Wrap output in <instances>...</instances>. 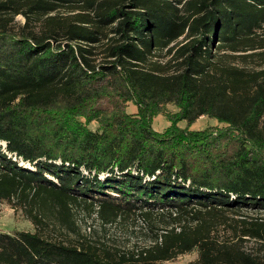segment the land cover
Segmentation results:
<instances>
[{"label":"trees","instance_id":"1","mask_svg":"<svg viewBox=\"0 0 264 264\" xmlns=\"http://www.w3.org/2000/svg\"><path fill=\"white\" fill-rule=\"evenodd\" d=\"M1 203L35 231L0 230V264H264L262 219L230 215L264 212V0H0ZM80 205L170 218L125 250L82 236Z\"/></svg>","mask_w":264,"mask_h":264},{"label":"rangeland","instance_id":"2","mask_svg":"<svg viewBox=\"0 0 264 264\" xmlns=\"http://www.w3.org/2000/svg\"><path fill=\"white\" fill-rule=\"evenodd\" d=\"M63 14H66V9H61ZM17 24H22L24 18L22 15H18L16 18ZM182 41V40H180ZM166 51V50H165ZM166 53V52H164ZM168 58H156L160 62H166ZM97 62H100L103 59V55L99 54L94 56ZM167 109L170 112H177V106L172 104L167 105ZM129 112H136L137 106L133 103L129 104ZM170 122L164 115H158L153 119V128L156 131L162 132ZM185 121H181L179 126L185 127ZM97 124L92 123L90 127L93 129L96 128ZM208 126H224L214 118L208 116H201L195 123L191 125L192 130L204 129ZM98 206L95 207V211H92L90 207L80 205L76 208L75 218L76 224L79 228L80 234L87 238H92L95 240L105 241L111 245H117L125 250L136 249L141 250L144 247H147L151 244L149 237L145 236L150 233V225H158L160 227H165L164 222L169 220V215L165 211V215L161 216L160 210H155L151 217H144L140 211L126 217L125 219L119 218L114 223H104L98 214ZM232 217L239 219H248L251 220L252 217L260 218L264 222V212H255L252 210H243L241 215H233ZM242 226V225H238ZM0 230L4 232H14L18 230L22 231H35V226L27 216L25 209L19 205H11L8 203L0 204ZM49 235L59 236L57 232L49 231ZM240 228H231L228 226H222L219 228V236L222 240H229L228 242H237V235H240ZM72 238H75L76 235L71 234ZM244 251L252 254L253 256L259 255L264 257V240L260 241L257 239H249L246 237L243 242ZM198 258L197 252L186 253L178 256L177 258L166 262V264H186L191 261H195Z\"/></svg>","mask_w":264,"mask_h":264}]
</instances>
